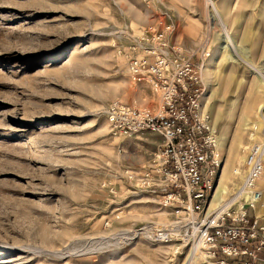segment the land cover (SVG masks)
<instances>
[{
	"label": "rangeland",
	"instance_id": "rangeland-1",
	"mask_svg": "<svg viewBox=\"0 0 264 264\" xmlns=\"http://www.w3.org/2000/svg\"><path fill=\"white\" fill-rule=\"evenodd\" d=\"M162 24L198 66L200 119L233 179L223 202L237 192L264 141V0H0V264H204L167 179H143L163 136L116 137L105 114L162 108L128 71Z\"/></svg>",
	"mask_w": 264,
	"mask_h": 264
},
{
	"label": "built area",
	"instance_id": "built-area-1",
	"mask_svg": "<svg viewBox=\"0 0 264 264\" xmlns=\"http://www.w3.org/2000/svg\"><path fill=\"white\" fill-rule=\"evenodd\" d=\"M162 26L161 30L151 27L142 44L130 50L128 67L131 80L158 96L162 108L154 113L113 101L105 112L112 133L119 138L147 132L163 136L160 169L149 170L143 179L151 182L156 171L167 179L173 192L166 203L188 220L178 236L204 264H264V215L255 212V203L264 196L259 185L264 176V141L253 145L242 168L235 170L243 178L237 192L212 207L223 162L211 150L207 128L200 119L203 90L198 66L183 57L180 47H171L172 25ZM156 239L167 242L171 238L162 233Z\"/></svg>",
	"mask_w": 264,
	"mask_h": 264
},
{
	"label": "bare ground",
	"instance_id": "bare-ground-1",
	"mask_svg": "<svg viewBox=\"0 0 264 264\" xmlns=\"http://www.w3.org/2000/svg\"><path fill=\"white\" fill-rule=\"evenodd\" d=\"M204 121L205 122H207V119H204ZM208 124V123H207ZM210 130H211V128H210ZM211 134H212V131H211ZM212 139V138H211ZM212 141H213V139H212ZM216 144H215V143ZM220 139L218 138V137H216L215 139H214V141H213V143H214V145H216V147L215 148H217V151L219 150V148H220ZM218 154V153H217ZM216 154V155H217ZM217 156H219V155H217ZM245 159V158H244ZM243 159V160H244ZM237 169V168H236ZM235 169V170H236ZM235 170H234V172H235ZM222 175V174H221ZM233 176H234V174H233ZM233 176H232V178H233ZM221 178H219L220 180L217 182V188H216V193H215V195H214V197H213V204H216L217 206L218 205H220L222 202H223V200H224V197H225V195H227V193H228V187L226 186V184L224 183L225 182V180H227L228 182L229 181H231V180H229V178H227L224 174L222 175V176H220ZM239 178V177H238ZM262 179L264 180V176L262 177ZM261 179V180H262ZM261 180L259 181V185H260V182H261ZM231 182H233V179H232V181ZM223 204V203H222ZM257 209H258V213L259 214H263L264 213V198H262L261 199V201L259 202V203H255V212H257ZM257 214V213H256Z\"/></svg>",
	"mask_w": 264,
	"mask_h": 264
},
{
	"label": "crops",
	"instance_id": "crops-1",
	"mask_svg": "<svg viewBox=\"0 0 264 264\" xmlns=\"http://www.w3.org/2000/svg\"><path fill=\"white\" fill-rule=\"evenodd\" d=\"M262 188V187H261ZM263 190H264V188H263Z\"/></svg>",
	"mask_w": 264,
	"mask_h": 264
}]
</instances>
